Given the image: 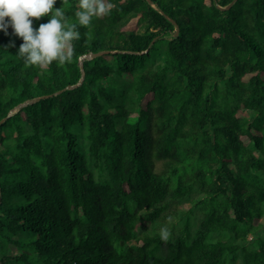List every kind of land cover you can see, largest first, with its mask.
<instances>
[{
	"label": "trees",
	"instance_id": "obj_1",
	"mask_svg": "<svg viewBox=\"0 0 264 264\" xmlns=\"http://www.w3.org/2000/svg\"><path fill=\"white\" fill-rule=\"evenodd\" d=\"M110 2L63 66L0 31V264H264V0Z\"/></svg>",
	"mask_w": 264,
	"mask_h": 264
},
{
	"label": "clouds",
	"instance_id": "obj_2",
	"mask_svg": "<svg viewBox=\"0 0 264 264\" xmlns=\"http://www.w3.org/2000/svg\"><path fill=\"white\" fill-rule=\"evenodd\" d=\"M55 4L56 0H0V31L7 35L11 27L12 35L22 38L17 54L28 66L71 63L73 42L80 39L78 27H90L93 19L109 15L115 7L110 0H78L76 22H70L63 8H54ZM45 16H50L48 22L34 28L33 21ZM170 235L167 227L160 230L162 240Z\"/></svg>",
	"mask_w": 264,
	"mask_h": 264
},
{
	"label": "water",
	"instance_id": "obj_3",
	"mask_svg": "<svg viewBox=\"0 0 264 264\" xmlns=\"http://www.w3.org/2000/svg\"><path fill=\"white\" fill-rule=\"evenodd\" d=\"M234 3V2H233ZM232 3V4H233ZM230 7V6H229ZM93 56H96V55H88L87 57H93ZM76 86H78V85H76ZM76 86H68L66 89H70V88H73V87H76ZM62 91H60V92H57L56 94H59V93H61ZM38 100V99H37ZM37 100H32V101H29V102H26L25 104H22V105H20V106H18L15 110H13V111H11L10 112V114H9V117L16 111V110H19L21 107H23V106H25V105H27V104H30V103H32V102H34V101H37ZM0 201H1V198H0Z\"/></svg>",
	"mask_w": 264,
	"mask_h": 264
},
{
	"label": "rangeland",
	"instance_id": "obj_4",
	"mask_svg": "<svg viewBox=\"0 0 264 264\" xmlns=\"http://www.w3.org/2000/svg\"><path fill=\"white\" fill-rule=\"evenodd\" d=\"M136 27H137L136 21L134 20L126 27V29H135ZM245 141L248 142V139L245 138ZM187 206H190V205H187ZM259 233L264 235V226L259 230ZM250 239H252V237H250Z\"/></svg>",
	"mask_w": 264,
	"mask_h": 264
}]
</instances>
